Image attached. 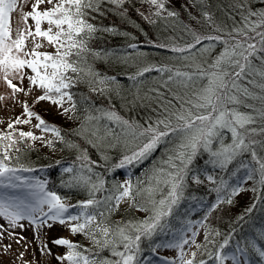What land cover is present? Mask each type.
<instances>
[{
  "label": "trees",
  "instance_id": "obj_1",
  "mask_svg": "<svg viewBox=\"0 0 264 264\" xmlns=\"http://www.w3.org/2000/svg\"><path fill=\"white\" fill-rule=\"evenodd\" d=\"M237 2L244 0H164L165 10L157 16L154 15L156 8L145 0H124L119 6L112 4L110 0H102L100 10L90 11L88 15L89 22L98 31L89 41V51L83 53V60L78 64L83 71L78 74L68 73L74 77L73 86L67 89L72 96L71 115L44 109L36 102L32 106L27 105L47 125L57 128L61 137L52 136L45 143L39 144L36 139H19V132H32L19 123H13L11 129L8 125H0V134L11 132L19 140L15 147L20 151L11 152L9 165L34 172L35 177L44 183L46 191L60 196L62 202L68 206L66 218L69 214L79 215L82 210L79 205L94 198L101 203L89 206L86 211L104 212L105 222L108 224L145 219L150 213L130 207L131 201L128 198L124 205L118 206L114 199L108 201L106 198L118 195L116 186L124 184L125 180L136 185L138 180H144L147 175L152 174L153 169L166 158L177 141V136L170 134L144 158L118 167L125 155H131L137 150L143 138L132 140L128 136L126 140L122 137L119 143L110 141L97 144L94 138L84 132L85 128H91L95 123L89 122L86 117L98 115L101 111H110L142 128L170 117V113L179 110L181 104L189 99L193 84L186 77L173 74L197 71V66L180 64L178 59L211 45V51L208 52V63H211L223 50V44L205 39L193 49H173H187V45L194 42L192 32L203 36H224V32L214 31L213 25L206 21L203 13H209L215 25L230 31L241 18L242 10L235 7ZM247 8L253 11L264 10V0H247ZM247 8L243 10L245 13ZM168 11L177 15L168 17ZM208 63H204L202 67H207ZM144 68L151 70L138 75ZM161 68L171 69V72L160 71ZM169 76H173V79L169 80ZM99 80H104L105 83L100 84ZM193 80L199 83L195 76ZM241 85L255 92L259 91L252 88L247 81H242ZM248 103L259 106L260 102L249 100ZM241 110L249 111L243 108ZM102 123L108 124L117 132L120 131L110 121L104 120ZM229 138L230 134L225 132V140ZM90 139H93L92 143H89ZM109 143L113 146L110 147ZM70 144L75 147H69ZM83 151H86L90 161L95 162L91 164L93 179L99 175L104 180L103 190L92 197L86 187L72 180L80 169L77 157ZM260 155L264 156V152H260ZM61 166L64 168L60 169ZM192 167L193 172L186 178L179 203L173 206L171 214L164 218L161 228L151 240L141 241L135 264H152L165 245L174 244L182 238L183 231L189 227L188 223L191 221L203 223L202 238L191 251L190 260L193 264H200L201 261L205 264L216 263L217 253L222 255L225 251H234L236 248L247 253L250 263L261 262L255 249L264 250V237L256 235L257 243L251 237L258 232H264V183L260 182L259 173L254 171L258 165L251 155H239L227 167L220 168L212 163L208 153L201 150ZM65 168H73L74 171L65 172ZM124 169H127V174ZM250 172L257 192L246 198L242 191ZM192 175H197L201 183H194ZM208 176H212L213 180L209 181ZM218 188L220 191L216 190ZM233 189L238 190L236 195H232ZM229 199L231 203L227 202ZM110 206L111 211L108 210ZM72 222L75 225L78 221ZM225 240L227 244L221 248ZM70 243L78 245L77 251L90 258L117 259L111 255L110 249L101 250L94 245L85 233L73 234ZM118 250L123 251V247L118 246Z\"/></svg>",
  "mask_w": 264,
  "mask_h": 264
},
{
  "label": "snow or ice",
  "instance_id": "obj_2",
  "mask_svg": "<svg viewBox=\"0 0 264 264\" xmlns=\"http://www.w3.org/2000/svg\"><path fill=\"white\" fill-rule=\"evenodd\" d=\"M42 2L43 0H37V4L33 5L31 18L35 21V32L18 31L13 38L8 14L16 6V0H0V73H3L8 86L17 92L22 89L13 84L8 77L10 74H16L23 79L22 70L25 67L29 68L34 74L28 77L29 82L44 89V93L37 97V101L49 100L53 104L62 105L65 97L72 101V96L67 89L73 86L74 77L68 73L78 74L83 71L78 64L83 60V53L89 51V41L98 31V28L89 22L88 15L90 11L100 10L102 0H57L50 9L43 12L36 11L38 4ZM47 2L51 4L52 0ZM110 2L119 6L124 0H110ZM145 2L156 8L154 15L159 16L165 10L164 0H145ZM235 7L242 10L241 18L230 31L215 25L209 13H203L206 21L213 25L214 31L224 32V36H203L192 32L194 42L188 44L187 49H173L174 51L193 49L205 39L223 44V50L212 59L211 63H208L207 67L198 65L195 73L173 74L186 77L188 81H193V84L189 99L181 104L179 110L170 113V117L157 120L155 125L147 128L124 120L110 111H101L98 115L86 117V120L95 121V123L91 128H85L84 132L94 138L97 144L110 141L119 143L122 137L126 140L128 136H131L132 140L143 138L137 150L131 155H125L117 165L118 167H124L126 163L144 158L170 134L176 135L177 141L166 158L153 169L152 174L147 175L144 180H138L136 185L130 181L117 185L116 191L119 194L106 198L108 201L114 199L117 206L121 200L128 198L131 201L130 207L150 213L145 219L108 224L105 222L104 212L86 211L89 206L101 203L94 198H89L79 205L82 209L79 215L67 216L68 222L78 221L70 228L73 234L85 233L94 245L101 250L110 249L111 255L117 259L90 258L77 251L78 245L70 243L67 239L58 238L52 243L66 246L68 249L66 255L57 257L58 260H66L69 264H135L138 260L137 254L140 251L141 241L151 240L161 228L164 218L171 214L173 206L179 203L186 178L193 172L192 165L201 150L208 153L212 163L220 168L227 167L239 155L250 154L252 160L258 165L254 171L259 173L260 182L264 183V156L260 155V152H264V10L253 11L247 8V0L237 2ZM246 8L245 13L243 10ZM176 15L177 13L173 11L167 12L168 17ZM41 21L47 22L49 25L47 30H41ZM53 28H55L54 32ZM105 30L111 31V29ZM29 36L33 37L34 42L30 53L24 51L25 40ZM36 36L43 37L52 44L56 49L55 53L36 51L41 47L40 44L35 43ZM211 48L210 45L202 48L201 51L210 52ZM150 70L144 68L138 75ZM165 70L171 72V69H160V71ZM194 76L199 83L193 80ZM172 79L173 76H169V80ZM242 81H247L252 88L259 91L255 92L247 86H242ZM98 83L104 84L105 81L99 80ZM249 100L259 101V106L248 103ZM74 108L75 104H73ZM242 108L249 111L241 110ZM64 111L67 112L68 109ZM24 114L29 118L35 116L38 121L35 125L37 128L49 131L57 138L61 137L57 128L47 125L39 115L30 111L26 104ZM104 120L117 125L120 131L117 132L108 124L102 123ZM15 122L29 123L30 121L20 120L17 117ZM8 128H13V124L9 123ZM225 132L230 134L227 141ZM25 137L37 139L32 132H19V139ZM18 142V138H14L11 132L0 134V188L23 185L28 189V194L21 200L0 197V216L6 217L12 223L23 218L31 220L44 217L40 220L41 224H46L48 220L65 224L68 206L62 202V198L54 192L45 191L43 182L33 183L27 178L18 176L16 174L18 169L9 165L11 152L20 151L15 147ZM92 142L93 139H90L89 143ZM48 143L51 145V141ZM109 146L113 145L109 143ZM69 147H75V145L70 144ZM77 160L80 161V169L72 180L86 187L92 197L96 192L103 190L104 180L99 175L95 176V180L93 179L91 164L95 162L89 160L86 151L81 152ZM64 171L73 172L74 169L65 168ZM249 178H251V172ZM191 179L194 183H201L197 175H192ZM207 179L211 181L213 177L208 176ZM216 190L220 191L219 188ZM237 191L233 189L232 195H236ZM227 202L231 203V200ZM44 206H47V211H44ZM108 210L111 211V206ZM98 216L100 219H97ZM80 220L83 222H79ZM93 224L95 227H92ZM205 238L207 239V234ZM187 242L183 240L181 243L165 246L181 248ZM226 244L227 240L221 248ZM118 246H122L123 251H119ZM241 251L237 249V252ZM255 251L264 259V250L256 248ZM215 259L218 264H223V261L229 257L217 253ZM231 259L234 264H239L235 255L231 256ZM185 264H193V262L189 260ZM200 264L205 262L201 261Z\"/></svg>",
  "mask_w": 264,
  "mask_h": 264
},
{
  "label": "rangeland",
  "instance_id": "obj_3",
  "mask_svg": "<svg viewBox=\"0 0 264 264\" xmlns=\"http://www.w3.org/2000/svg\"><path fill=\"white\" fill-rule=\"evenodd\" d=\"M56 2L57 0H52L50 4L47 0H43L42 3L38 4L36 11L43 12L48 10ZM35 4H37V0H16V6L13 11L8 14L13 38H15L18 31L31 30L33 33L35 32V21L31 18L33 5ZM25 17H27L26 20ZM40 27L42 31H45L49 28V25L46 21H41ZM54 31L55 28H53V32ZM34 39L35 43L41 45L36 51L40 53H51L56 51L55 47L49 44L45 38L36 36ZM33 46V37H27L24 51L30 53ZM201 49L202 48L192 51L193 54L189 56H181L178 59V63L194 66H202L204 63H208V52H202ZM22 72L24 76L23 79L16 74H10L8 77V79L12 80L13 84L22 89V91L17 92H14L13 89L8 86L3 78V73H0V125L5 126L9 123H16L17 117H19L20 120H29V123L19 124L23 125L22 127L30 129L35 137H37L36 140L38 143L43 144L54 135L49 131H43L41 128L35 126L38 123L35 116L29 118L24 114L25 104L32 106L33 103L36 102L38 106L44 109L53 110L55 113L62 115H71V112H73L72 102L69 101L67 97L64 98L62 105L53 104L49 100L37 101V97L44 93V89L32 85L29 82L28 77L34 75L29 68L25 67ZM64 109H68V111L65 112ZM124 172L127 174V169H124ZM16 174L22 178L31 180L33 183L37 181L42 182L37 179L35 174L30 170H18ZM244 185L245 189L242 191V195L246 198L253 196V194L257 192L255 191L253 177H248L244 181ZM27 194L28 189L23 185L19 187L0 188V197L3 198L21 200L27 196ZM126 200L127 198L121 200L119 204L124 205ZM44 211H47V206H44ZM42 219H44V217H40L39 219L33 218L31 220L23 218L12 223L6 217L0 216V264H69L66 260L61 261L57 259L58 256L67 254V247L55 245L52 241L63 238L70 242L73 235L70 228L74 226L73 222H68L65 217V224H60L58 221L51 220H48L46 224H41L40 220ZM188 224L189 227L183 231L182 238L177 240L176 243H181L183 240H187L188 242L183 244L181 248L163 247L161 253L153 260L152 264H185L186 261L190 260L191 251L202 238V222L191 221ZM48 225H50V227ZM256 235L264 237V232H258V234H254V236L251 237L255 243L258 242ZM226 256H228L229 259H225L223 264H234L231 259L233 254H228ZM236 257L239 264H246L244 262L246 260L245 253L241 252ZM255 264H264V259L262 263Z\"/></svg>",
  "mask_w": 264,
  "mask_h": 264
},
{
  "label": "bare ground",
  "instance_id": "obj_4",
  "mask_svg": "<svg viewBox=\"0 0 264 264\" xmlns=\"http://www.w3.org/2000/svg\"><path fill=\"white\" fill-rule=\"evenodd\" d=\"M198 237H199V235H198Z\"/></svg>",
  "mask_w": 264,
  "mask_h": 264
}]
</instances>
